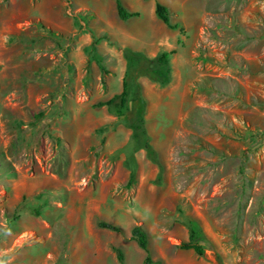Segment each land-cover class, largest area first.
Here are the masks:
<instances>
[{
	"label": "rangeland",
	"instance_id": "374dc122",
	"mask_svg": "<svg viewBox=\"0 0 264 264\" xmlns=\"http://www.w3.org/2000/svg\"><path fill=\"white\" fill-rule=\"evenodd\" d=\"M134 2L125 8L139 15L122 19L114 0H0V96L9 113L0 117V151L18 178L43 177L64 202L35 206L49 226L0 228V264H121L115 248L122 264H140L145 252L130 235L134 225L147 234L151 264H264V0H192L171 13L172 21L185 19L192 42L195 102L150 106L141 86H161L135 76L139 90L131 81L127 106L135 95L145 99L155 160L145 153L128 168L119 155L125 149L107 156L104 145L109 125L126 126L130 110L117 115L116 105L99 102L108 73L116 75L109 51L144 46L128 34L134 23L157 18L149 4ZM180 110L169 131L174 118L158 116ZM109 114L117 119L106 121ZM128 148L137 149L132 138ZM106 197L119 202V232L96 226ZM190 220L201 228L202 255L178 247Z\"/></svg>",
	"mask_w": 264,
	"mask_h": 264
},
{
	"label": "crops",
	"instance_id": "0c3cea01",
	"mask_svg": "<svg viewBox=\"0 0 264 264\" xmlns=\"http://www.w3.org/2000/svg\"><path fill=\"white\" fill-rule=\"evenodd\" d=\"M136 1L141 4H149L151 12L152 9L154 10L155 2L156 1L161 2L162 4L166 5L168 8L170 22L172 24L173 23L178 24L177 28H170L165 23H163L158 17H157L158 19L154 17L152 18L153 21L151 20L149 22H146L141 20L140 22L138 21L134 23L135 27L132 29L134 30V32L128 34L130 40L131 37H135V36L141 37L140 41L144 43L143 44L144 46L135 43L130 45L128 44L127 46H124V48L128 47L134 51H139L150 59L155 58L162 51H172V53L169 54L167 61L169 67L170 79L164 85L157 84L161 86L162 92L161 91L153 92L151 90V87H153V85H155L156 83L147 82L149 83L148 85L145 84L141 86L143 96L148 101L147 104H149L150 106L158 105L160 107L172 105L173 103L180 105L181 103L185 102L186 103V106L184 105L185 107L193 104L195 100L194 97L189 96L191 94L189 89V83L192 81V78L196 77L195 74L198 73V71L196 69L197 65L194 63L193 60L194 52L192 51V42L189 45L186 44V35H185L186 32L183 29L186 26V24L184 23L185 19L178 18L175 21L171 20V16H172L171 13H175L177 10L180 9L185 10L186 5L192 0H155L154 2H152V0H136ZM120 2L124 7L125 6L132 7L134 6L135 3L134 0H120ZM137 13L139 15V12ZM175 15L177 14L175 13ZM181 30L184 31V36L180 34ZM180 38L183 39L184 43L182 44L178 43V40ZM194 39L195 36L193 40ZM109 53L110 54H107L106 57L108 58V61H110L109 65L112 69L115 70L116 75H112L111 73H108L107 76L108 88L106 91V96L105 98L102 99L101 102H104L107 99L111 98L112 96L119 94L121 92L122 78L126 70V60L124 58V55L122 54V51L118 52L115 49H112L109 51ZM103 71L105 72V68H103ZM0 82H1V78H0ZM149 85L152 86L150 87ZM0 88L2 89V85H0ZM164 92L166 93V95L162 94ZM176 96L178 99L177 101H174ZM182 97H186L185 100H179ZM5 103L6 102L4 98L0 96V117L5 110L7 112V109L4 108ZM183 113L184 111L180 110L179 112L176 113V115L175 114L172 115L169 113L168 115L160 114L158 117L160 121H164V120L167 121V119L169 120L171 118H174V122L169 125L170 128L168 130L170 131V129L173 130L175 129V124L176 122L181 120V115H183ZM5 115L6 116L9 115V113L7 112ZM113 119H117V116L109 114V118H105L106 121L108 120L111 121ZM17 120H19V118L15 117L13 119V123H16ZM21 127L22 128L17 127L16 132H20L19 131L20 129L23 131L24 130L23 125ZM109 128L111 129H109L106 132L107 141L104 145L105 147L104 152L107 153L106 155L107 156L115 155L117 152H120L121 149H125V151L119 154L122 156L120 160L121 164L123 163L127 165L128 168H133L137 166L138 163L141 164V162H143L142 160L144 159L146 153L144 149L137 148L132 150L128 148L127 150V147L128 146L130 147L131 129L126 126H121L120 124L116 125L115 129H113V127H111L110 125ZM144 128L149 139L150 131L148 129L145 116H144ZM120 133L124 135V138L121 141L117 142L116 137L117 134ZM1 136H2V127H0V137ZM149 143L152 145L151 139H149ZM15 168L16 165H14V163L10 161V157L8 155L2 154L0 151V194L2 195L0 198V226H1L0 228H44L46 225L49 226L46 221H44L45 226L41 224V218H40L41 214L39 213V211L36 210L35 206L39 208H44L43 206L45 205L44 202L45 198L49 200L53 199L55 201H60L55 199V195H56L55 193L56 191H58V189L54 188L53 190H51L50 188H48L50 187L48 185H52V184L46 182V180L41 176L18 178L13 172ZM48 189L49 191H47V193L44 192ZM61 190L65 191L66 188H64V186H60L59 191ZM11 195H13V198L10 202ZM28 195L30 196V198L28 202L25 204V207H22L21 210L17 211L18 208L21 207L23 203H25V201H23V198ZM38 202H42V205L41 203L38 204ZM63 203L64 202L61 201L59 204L51 202L50 205L51 206L54 205L55 206L54 209H56V207L58 206L61 207ZM99 207L100 208L97 211L99 219L96 220V226L100 228V226L98 225L100 221L117 225L115 223V219H118V215L120 213L119 212L120 206L118 200H116L115 198L108 199L106 197L105 199H103L102 205ZM15 211H17V213L14 215ZM127 213H129V211L125 210L124 211L125 216L127 215L130 216ZM13 217H15L14 221H12ZM67 217L68 214L67 213L64 214L63 218H67ZM3 218H6V221H3ZM11 222H13V224H11ZM64 227H67V225L64 224ZM187 238H188V233L184 240H186ZM183 250H191V249H183Z\"/></svg>",
	"mask_w": 264,
	"mask_h": 264
},
{
	"label": "trees",
	"instance_id": "16d2710c",
	"mask_svg": "<svg viewBox=\"0 0 264 264\" xmlns=\"http://www.w3.org/2000/svg\"><path fill=\"white\" fill-rule=\"evenodd\" d=\"M116 12L118 16L122 19H126L132 16L138 15L137 12L128 11L120 2V0H114ZM155 15L168 27L177 28V23H171L169 18V11L166 5L161 2L156 1L154 5ZM52 35L55 32L47 30ZM172 51H162L155 58H147L143 53L139 51H134L128 47L124 48L123 55L126 60V70L122 78V90L119 94L112 96L104 102H99V105H116L117 115H123L124 111H128L127 103L131 95V85L130 82L134 83V88L139 90L138 84L135 82V76L138 74H145L150 79L159 82V84L164 85L170 79L169 67H168V56ZM98 67L103 70L100 62L96 60ZM137 102L134 103L130 114L125 119V124L128 128L131 129V138L136 144L137 148H142L145 150L147 156L155 160L153 155V149L149 144V139L144 128V108H145V99L140 94L135 95ZM132 175L130 174L129 179L127 180V185L131 182ZM100 227L108 228L113 231H120L119 226L110 224L107 222L100 221L98 223ZM131 237L136 241L137 245L145 252L144 260L142 264H151V258L149 256V249L147 246V234L139 226L134 225L131 228ZM203 237L201 228L195 220H190L188 224V238L184 241H181L178 244V247L181 249H191L197 255H202L204 253V247L200 243L201 238ZM116 258L118 262L122 264L123 254L119 248H115Z\"/></svg>",
	"mask_w": 264,
	"mask_h": 264
}]
</instances>
